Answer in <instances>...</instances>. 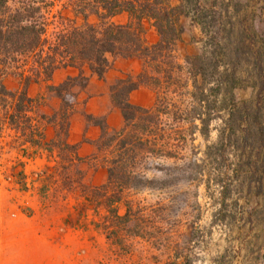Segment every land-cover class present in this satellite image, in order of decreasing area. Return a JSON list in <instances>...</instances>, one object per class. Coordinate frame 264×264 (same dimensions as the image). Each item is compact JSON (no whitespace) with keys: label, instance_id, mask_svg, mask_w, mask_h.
<instances>
[{"label":"rangeland","instance_id":"374dc122","mask_svg":"<svg viewBox=\"0 0 264 264\" xmlns=\"http://www.w3.org/2000/svg\"><path fill=\"white\" fill-rule=\"evenodd\" d=\"M173 2L179 5L192 0ZM201 5L208 11L217 10V26L203 32L191 16L183 17L186 29L177 48L179 63L185 66L186 58L206 53L193 69L201 68L212 79L210 54L217 50L218 71H236L246 86L235 90L237 98H251L254 78L250 74L264 70V0H201ZM117 20L126 22L127 17ZM76 21L83 23L81 18ZM218 29V45L211 47L209 31ZM158 38L155 28L149 27V42ZM138 62L139 58L115 59L110 71H130ZM4 83L11 91L22 88L15 75L6 76ZM32 84L45 87L41 93H31L33 98L44 97L35 123L42 133L49 126L59 132L58 125L49 120L56 106L51 97L58 96L48 92L46 81ZM216 86L215 80L201 85L197 91L205 90L204 102L197 104L201 116L183 125L187 138L183 154L187 159H146L147 174L153 181L132 195L140 205L138 236L128 235L126 228L94 227L100 215L84 205L77 182V170L82 169L79 163L70 162V151L56 147L51 154L31 146L25 141L27 135L5 122L0 130V264H264V249H259L264 246V194L257 193L260 172L244 173L242 179L247 178V182L241 190L237 188L242 179L235 177L233 186L237 188L230 203H237V207L232 213L221 211V183L227 164L220 160L218 144L227 110L220 98L210 95ZM189 91L196 92L193 84ZM42 115L48 118L43 120ZM208 117L211 121L203 124L202 119ZM236 154L239 152L229 153L228 164ZM96 164H82L84 181L88 174L85 183L90 187L105 184L101 181L106 177L97 171ZM66 176L70 179L67 183ZM124 212L125 207L121 209ZM250 215L253 222L246 223Z\"/></svg>","mask_w":264,"mask_h":264},{"label":"trees","instance_id":"16d2710c","mask_svg":"<svg viewBox=\"0 0 264 264\" xmlns=\"http://www.w3.org/2000/svg\"><path fill=\"white\" fill-rule=\"evenodd\" d=\"M217 14L215 9H205L201 0L179 5L173 0H0V130L9 121L11 129L27 135L25 141L31 146L51 154L56 147L70 151V162L79 163L77 146L67 142L69 117L79 99L76 89L86 88L91 74L104 78L113 60L119 57L141 59L144 69L140 74L121 78L111 88L114 103L125 117L124 128L111 131L104 118L87 116L102 128L97 143L99 151L93 160L101 161L107 168V182L90 187L84 181L82 170H77L84 205L100 215L94 227H118L121 231L126 228L128 235L138 236L140 205L132 195L148 188L153 181L147 174L146 159L175 158L182 162L187 159L183 154L187 142L183 125L201 116L197 104L201 106L204 102L205 90L202 88L200 94L197 91L208 80H215L217 86L211 88L210 95L220 98L227 110L218 144L220 160L227 164L221 183V211L232 213L237 207V203H230L232 192L237 188L233 184L244 173L248 176V173L260 172L257 193L264 194V70L250 74L254 78L251 98L239 99L235 90L246 86L241 84L236 71H218L217 50L210 54L212 79L201 68L193 69L196 61L205 59L206 53L186 58L185 66L179 63L177 54L186 29L183 17L191 16L193 23L207 32L208 27L217 26ZM121 16H126L127 21L119 22L117 19ZM92 17L97 20L92 22ZM77 18L83 19V23H78ZM149 27L158 33L155 43L149 42ZM220 32L219 29L209 31L211 47L218 45ZM61 68L74 69L77 74L58 86L51 84L53 75ZM8 75L20 78V90L7 88L4 78ZM41 81L48 82V92L63 101L49 119L59 127V138L53 141L46 140L35 123L44 97L33 98L28 92L32 83ZM191 84L196 92L189 91ZM141 86L157 91L153 107L144 108L130 102L131 93ZM208 112L211 113L210 109ZM209 121L210 117L202 119L205 125ZM230 152L239 154L228 164ZM230 171L236 172L235 175ZM67 179L68 176L65 183L70 180ZM246 182L247 178L243 177L237 190ZM248 185L251 189V183ZM123 207L125 212L121 213ZM252 222L250 215L246 223Z\"/></svg>","mask_w":264,"mask_h":264},{"label":"crops","instance_id":"0c3cea01","mask_svg":"<svg viewBox=\"0 0 264 264\" xmlns=\"http://www.w3.org/2000/svg\"><path fill=\"white\" fill-rule=\"evenodd\" d=\"M120 58L121 57L117 59ZM142 70L143 61L139 59L135 69L130 71H110L109 69L104 78H100L96 74H91L87 87L78 91L79 103L76 104L75 111L69 117L67 142L71 145L77 146V155L81 158L79 167L82 170H84L82 164L86 161L97 163V171L106 177L101 182H107L108 170L105 166L98 164L99 161L93 160V157L97 155L99 151L97 143L102 135V128L99 125L90 122L87 116L91 115L97 118H104L111 131H119L123 129L125 126V117L122 109L114 103L111 88L118 80L127 76V72L133 75H138ZM76 74L77 71L71 68L58 69L53 75L50 83L58 86L69 76H74ZM43 91H45V87L38 84H32L29 88V95L33 97L34 95L31 94L32 92L38 94ZM129 100L134 105L151 108L155 104L156 93L150 86H141L131 93ZM51 102L56 105L53 110V114H55L61 108V99L52 96ZM44 134L45 139L48 141L57 140L59 138L57 129L55 130V128L51 126L45 130ZM70 155H72V153ZM73 155L76 157V154ZM85 175V182H87L88 174ZM89 176L92 177L90 173Z\"/></svg>","mask_w":264,"mask_h":264}]
</instances>
